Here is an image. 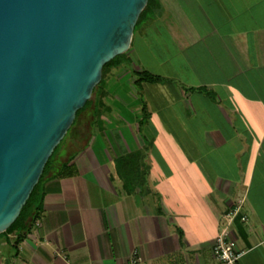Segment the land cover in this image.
<instances>
[{
  "label": "crops",
  "instance_id": "crops-1",
  "mask_svg": "<svg viewBox=\"0 0 264 264\" xmlns=\"http://www.w3.org/2000/svg\"><path fill=\"white\" fill-rule=\"evenodd\" d=\"M157 1L159 13L138 27L171 17L173 58L165 73L131 61L117 77L127 90L118 97L136 113L123 121L143 136L140 179L115 162L131 149L55 156L41 215L16 249L0 238V264H126L133 250L139 264H220L211 244L239 200L246 219L229 226L239 264H264V0L236 12L226 0ZM141 69L169 82L141 83L148 115L139 123L131 71ZM64 162L71 169L59 175Z\"/></svg>",
  "mask_w": 264,
  "mask_h": 264
},
{
  "label": "water",
  "instance_id": "water-1",
  "mask_svg": "<svg viewBox=\"0 0 264 264\" xmlns=\"http://www.w3.org/2000/svg\"><path fill=\"white\" fill-rule=\"evenodd\" d=\"M147 0H0V232Z\"/></svg>",
  "mask_w": 264,
  "mask_h": 264
},
{
  "label": "rangeland",
  "instance_id": "rangeland-1",
  "mask_svg": "<svg viewBox=\"0 0 264 264\" xmlns=\"http://www.w3.org/2000/svg\"><path fill=\"white\" fill-rule=\"evenodd\" d=\"M226 1L232 12L244 8V5H251L253 3L252 0ZM163 2L166 8L172 9L176 5L182 8L186 0H163ZM183 9L187 11V6ZM172 25L171 17L165 18L162 16L155 25H151L150 29L148 27L145 32L139 30V25L136 26L132 33L133 41L125 51L129 62L117 68L109 67L101 81L104 83L107 92L103 98V107H99L94 103L87 106L77 115L74 122L61 138L52 160L59 154L62 155L61 159H64L68 155L79 158L81 154L90 153H102L106 156H113L121 151L131 149L134 150L131 155L120 158L115 162L117 167L120 163H126L127 168L133 171L132 182L140 179L137 174L142 170L140 160L142 150L137 147L140 146L143 136L139 126L135 122L128 124L123 121L125 115L129 117V115L134 116L136 113L134 109H129L123 100L118 97V95L127 90L124 80L117 77L122 76L124 78V74L128 73L124 66L130 65L131 61L136 66L138 63H142L149 70L165 73V65L162 64V61L164 59H172V53L174 52L172 42H166L167 38L172 39ZM138 98H134V100L138 101ZM90 99H95V96L91 94ZM87 138L88 141L82 144ZM76 164L80 168L84 166L82 161ZM103 168L108 169V164L104 163Z\"/></svg>",
  "mask_w": 264,
  "mask_h": 264
},
{
  "label": "trees",
  "instance_id": "trees-1",
  "mask_svg": "<svg viewBox=\"0 0 264 264\" xmlns=\"http://www.w3.org/2000/svg\"><path fill=\"white\" fill-rule=\"evenodd\" d=\"M160 11V5L157 0H147L144 7L141 9L137 20L134 24L133 30L138 26L145 18L147 17H153L156 14H158ZM126 52H122L120 54H117L113 56L110 60H108L106 63L103 64L101 69V77L98 83L93 87L92 94L95 96V99H87L86 102L81 106L79 109L75 112V117L73 119V122L77 115L85 109L89 105H98L99 107H103V98L106 96L107 92L105 90L104 83H102V79L105 76L107 69L109 67H118L120 65H123L125 63H128L126 57ZM132 76V85L139 94V100H140V111H141V118L139 119V123H142L148 115V111L146 109L145 102L142 99L141 96V83H162V82H169V78L155 74L152 72H149L145 69L141 70H132L131 71ZM102 83V84H101ZM106 108V107H105ZM95 109V108H93ZM72 122V123H73ZM58 144L54 147L53 151L49 155L47 161L44 164V167L42 169V172L37 180V182L34 184L28 198L26 199L25 203L22 205L17 217L14 219V221L2 232H0V238L5 237L9 243H11V246L16 249V245L24 238L27 232L30 231L34 221L41 215L42 212V201L44 196L43 191V179L48 171V169L51 166L52 158L54 153L57 150ZM66 169H71V166L64 162L61 166V171L59 175H62L61 173L64 172ZM12 234V239L8 238V235Z\"/></svg>",
  "mask_w": 264,
  "mask_h": 264
},
{
  "label": "built area",
  "instance_id": "built-area-1",
  "mask_svg": "<svg viewBox=\"0 0 264 264\" xmlns=\"http://www.w3.org/2000/svg\"><path fill=\"white\" fill-rule=\"evenodd\" d=\"M238 217L241 221L246 219L245 214L241 212V200L235 202L223 214L225 224L214 236L211 244L212 255L220 262V264H239V258L242 254L237 250L235 239L230 231V224L234 218ZM140 256L133 250L126 264H139Z\"/></svg>",
  "mask_w": 264,
  "mask_h": 264
}]
</instances>
